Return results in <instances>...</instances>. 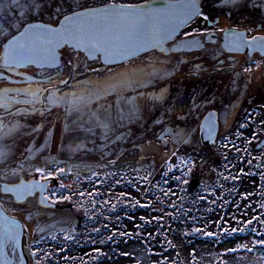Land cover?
Here are the masks:
<instances>
[{"label":"rangeland","instance_id":"374dc122","mask_svg":"<svg viewBox=\"0 0 264 264\" xmlns=\"http://www.w3.org/2000/svg\"><path fill=\"white\" fill-rule=\"evenodd\" d=\"M83 1H85L83 4L86 3V6H90L109 2L130 3L144 0ZM198 2H202V5L200 4L201 12L209 17L208 21L203 19V15L197 16L174 39L167 42L168 45L171 46L185 38V32L208 34L209 32L220 33L222 32L220 30L225 28H235L245 29L248 35H264V0H237L236 4L225 3V0H198ZM241 2L244 4L239 5ZM45 3L47 4L46 10L38 13L33 12L31 15L35 19L31 21L45 20L44 22H47L49 19L54 21L56 18L55 22L48 23H57L61 15L55 14L56 3L65 6V0H56V3H53L52 0H45ZM68 4L72 5L73 0H68ZM66 9L64 13H69L67 6ZM2 27L0 26V28ZM205 36L200 38L204 39ZM7 39L6 36L0 35V56L4 40ZM61 53V67L45 69L50 82L35 83L42 79L39 75L41 70L27 66L18 71L24 76L30 77L31 81L14 83L13 81L22 80V77L9 72L12 78L8 79L9 81H0V90L5 88L23 89L31 85L33 89L39 87L51 91L54 86L58 85L60 95L76 91L77 89L59 83L69 79L68 60L75 55L70 47H64ZM256 53L249 55L231 52L229 54L222 49L219 42L214 41L205 42L201 49L185 52L163 54L151 51L111 66L103 65L99 60H88L83 53H79L78 74L74 75L77 81L89 78L109 80L113 74H131L138 71L140 67L150 70L147 68L149 57L164 61L173 74L164 81H157L142 90L154 92L159 91L162 87L168 88L171 101L169 112L178 106V102L183 106L181 112L185 114L193 100L200 106L198 110L193 111L186 123L178 115L172 119L169 125L172 128H187L189 131L187 143L177 144L168 136H164L163 140H158L156 137L161 132V127L152 123L151 120L134 122L124 139L112 143L111 141H102L99 130L95 137L73 130L65 132L62 136L61 133L65 126L74 129L73 121L77 120V115L67 113L63 104L51 107V110L46 112L43 117L38 113L20 116L11 114L17 109L28 108L30 111L31 106L29 105H13L8 112L0 109V117L3 118L4 123L12 124L19 120L21 124L25 125L14 141L12 139L6 141L8 145H11L12 155L15 158L10 157L7 163L0 166V175H3L5 170L18 168L21 161H24L22 171L31 172L34 167L45 166V157L50 158L48 166L53 171L57 166L67 170L59 178L47 183V186H55L59 183L57 190L66 191L68 194L66 196L71 197L70 200L60 202L64 205L55 203L56 206H44L31 198H26L22 204H19L21 201L16 203L11 201L12 199L10 200L7 195L0 194L6 208L22 220L27 232L28 244H30L29 249L40 250L30 264H36L37 261H40L41 264L74 263V260L79 259L78 249L71 244L77 245L82 240L81 236L84 233L91 237L92 248L89 250L91 257L94 251L103 248L110 254H113L115 249L124 255L127 253L120 260L130 264H162V262H169L175 257H179L184 264H192L191 244L188 241L190 238L187 239L183 235L182 227L185 220L182 219L184 221L182 223L174 220L172 216L174 209L171 205L176 204L175 201L178 197H181L187 205L197 202L203 208L194 227L207 225V231L218 234L217 237L209 238L198 233L206 240L207 247L205 248L210 258L218 257V264H222L224 259L228 260V264H262L261 257L254 250L248 252L241 249L238 253H229L227 256H223L222 254L229 248L228 238L230 237L221 234V227H217V222L222 227H242V224L237 225V220L244 221L261 215L258 198L262 196L264 187V179L261 178L264 174V146H258V144L264 136V55ZM195 65H200V70H193ZM246 67H250L251 71L244 72L243 69ZM93 69L98 71L94 72ZM71 82L75 83V81ZM205 83L214 86L215 93L204 96L209 100L198 102L197 92L192 93V90L196 91ZM132 94L128 93V95ZM10 95H14V93H10ZM46 96L47 91L44 93L45 103L37 104V108L48 107ZM20 98L25 97L21 96ZM116 99L117 97L112 95L108 98V102H114ZM256 99L257 102L253 103ZM210 108L215 109L219 114L218 133L214 143L209 146L203 145L200 141L199 124ZM240 109L241 111H238ZM249 113L252 114L250 118ZM160 119H165L162 111ZM244 122L248 123V127L240 129L239 125ZM37 126L40 127V131L33 132ZM238 130L242 134L240 139H237L235 135ZM254 134L256 139L249 144L247 141L252 139ZM225 137L232 140L240 151L233 148L232 144H229L228 148H224L222 145L227 142ZM25 141L26 144H24ZM81 142L86 145L84 150L75 152L71 150ZM104 143H107V147L102 148ZM29 149H31L32 156L30 161L27 159ZM172 152H175L176 155H171ZM202 160L203 164L197 165L198 161ZM248 160H252L250 165L247 163ZM109 161H115V164H110ZM182 161L187 162V167ZM173 164L176 167L169 172L167 177H164L163 172ZM197 166L204 167L203 171L205 170L208 179L212 173L213 175L210 178V184L208 182L199 183L197 180L198 184L191 189L193 191L197 188V191L194 196H189L182 192L183 182L177 181L173 177L187 175L193 179L192 175H194ZM188 168L191 169L190 172ZM241 168H243L244 174H240ZM93 171L99 173V178L91 175ZM112 172L117 174L116 178L121 176L124 178L120 184H115L111 178L105 180L106 175ZM149 172L152 173L149 176L150 184L140 181L137 185L135 181ZM221 173L223 175H220ZM234 175H238L239 179H232ZM223 176H227L228 179H223ZM90 177L93 183H89ZM216 178L218 179L215 182ZM101 180L105 182L102 184ZM128 180H133L134 183H126ZM61 183L69 187L62 190ZM210 185L214 186L209 187ZM94 187L105 193L96 197L95 205L91 203L90 197L81 198L73 195L74 191H89ZM161 189L168 195L165 196ZM54 191L56 190L54 189ZM121 192L126 195L121 197L119 195ZM201 196L206 199L201 200L199 198ZM244 196H247L246 200L242 198ZM47 201L50 202V200ZM105 201H109V203L106 204ZM137 201L140 204H150L151 207L142 208L139 204L132 207V204ZM212 201L215 203H211ZM65 204L68 205L66 208ZM112 204L116 205L115 212L110 210ZM237 204L240 205L239 208L236 207ZM221 205L223 206L221 207ZM209 208L212 209L211 212L208 211ZM161 216L162 220L152 219ZM90 217L94 220L91 221ZM141 217H144V220H141ZM145 221L151 222L145 223ZM105 224L108 225L107 228L103 227ZM69 225L75 229L72 235L76 239L65 241L64 237L59 238L58 235L62 228L68 229ZM256 225L254 220L253 225L249 226L245 233H236L232 236L243 237ZM41 228L44 229L43 232L40 231ZM93 228H99L100 232L92 231ZM62 232L64 236L67 234L65 231ZM122 232L127 235H121ZM37 233L39 237H37ZM45 233H47L46 237L42 240L40 237ZM52 233L58 238L52 240ZM113 233H115L113 239L109 240L108 237ZM34 238L38 239L34 241ZM100 240L105 242L101 243ZM168 240L172 241L175 247H171L167 243ZM100 244L102 245L99 246ZM240 244L245 245L244 242ZM45 253H51V256L46 259ZM204 254L206 256V252ZM209 263L214 264L212 261Z\"/></svg>","mask_w":264,"mask_h":264},{"label":"snow or ice","instance_id":"6c2138e0","mask_svg":"<svg viewBox=\"0 0 264 264\" xmlns=\"http://www.w3.org/2000/svg\"><path fill=\"white\" fill-rule=\"evenodd\" d=\"M52 2L56 3V0H52ZM225 3L236 4L237 0H225ZM65 6L68 7L70 14H64V6L56 3L57 11L55 14L63 16V19L60 21V27L56 28L48 24L30 22L35 19L31 15L33 12L38 13L46 10L47 4L45 0H0V26H3L0 28V35L8 37L7 42L4 44V54L0 56V67L13 73L15 76L22 77V80L13 81L14 83H21L22 81H31V78L24 76L18 69L35 65L41 70L39 75L42 77V79L35 81V83H48L50 82V78L47 76L45 69L61 67L57 50L68 45L72 48L75 55L68 60L69 79L60 81L59 83L77 89L76 91L65 92L63 95H60L58 85L54 86L51 91L39 87L33 89L31 85L23 89L5 88L0 90V109L8 112L13 105H29L31 106L30 111L28 108L17 109L16 112L11 114L20 116L22 114L38 113L43 117L46 112L51 110V107L63 104L67 113H75L77 115V120L73 121L74 129H69L67 125L65 126L64 131L61 133L62 136L65 132L73 130L95 137L97 130H99L102 141L115 143L128 135V131L134 122L151 120L152 123L161 127V132L156 137L158 140H163L164 136H168L177 144L187 143L189 135L187 128H172L169 125L172 119L178 115L186 123V120L192 116L193 111L198 110L200 106L193 100L187 107L185 114L181 112L183 106L178 102V106L169 112L171 101L169 99L168 88L162 87L159 91L154 92L142 90L157 81H164L173 74L164 61L149 57L147 68L150 70L140 67L138 71L131 74H113L112 78L103 81L94 78L77 81L73 75V66L79 68V53L81 52L85 53L90 59L103 56V60L107 64L110 61H114L115 58L127 61L132 56L142 52L148 53L154 49H158L159 52L165 54L170 51H177L178 48L175 45L171 49H166L164 45L168 40L175 37L178 29L186 26L195 17L203 15L198 0H177L175 3L167 4L164 9L149 8L147 10L142 9L140 6L117 4L115 2L105 3L101 7H91L80 4L78 0H73L72 5H69L68 0H65ZM203 19L208 21L209 17L203 15ZM220 31L232 33V35L226 37V48L239 51L247 47L264 53V37H253L249 41L245 38L243 32L231 29H221ZM204 35L201 32H185V48H203L204 45L201 39H197L196 37H203ZM193 70H200V65H195ZM93 71L98 70L93 69ZM243 71L250 72L251 68L246 67ZM0 79H7V77L0 76ZM71 81H75V83ZM46 91L48 107L37 108V104L43 105L45 103L44 93ZM129 92L133 94L128 95ZM10 93H14V95H10ZM112 95L117 97L116 101L108 102V98ZM21 96L25 98L21 99ZM94 105L95 107H93ZM161 111L165 119H160ZM248 115L250 118L252 114L249 113ZM215 116V113H209L205 117V123L199 125V130L202 132L205 131V128L208 129L207 135L209 138H211L212 131L215 130ZM24 127L25 125L21 124L19 120H16L12 124H6L3 118L0 117V166L7 163L13 154L11 145H8L6 141L9 139L14 141ZM246 127H248L247 122L239 125L240 129ZM39 131V126L33 129V132ZM235 135L237 139H240L242 134L238 130ZM254 139H256L255 134L247 142L251 144ZM225 140L227 142L222 145L224 148H228L229 144H232L233 148L240 151L228 137H225ZM149 143L151 144V141ZM85 147V143L81 142L77 143L71 150L74 152L80 151L84 150ZM101 147H107V143L102 144ZM171 155L175 156L176 153L172 152ZM27 159L29 161L32 159L31 149H29ZM49 159V157H45V166H37L34 169L39 174V180L33 179L26 182L21 179L18 183H8L10 178L16 177L19 171L24 169V161L20 162L18 168L5 170L4 174L0 175V182H3L0 192L5 194L11 193L15 196L17 202L23 201L39 192L41 204L49 199H51L53 204L58 203V200L52 199V197L56 196L55 192H52L50 196L44 195V193L47 190V182L59 178L67 170L57 166L55 171H53L48 166ZM226 159L227 157L225 156ZM109 163L115 164V161H109ZM182 163L187 167L186 161H182ZM247 163L250 165L252 160H248ZM174 167H176L175 164L171 165L168 170L163 172V176L167 177ZM225 168H227V165H225ZM188 171L190 172L191 169L188 168ZM240 174H244L243 168L240 169ZM91 175L99 178L98 172L93 171ZM116 175L115 172L108 173L105 180L111 178L118 185L124 178L122 176L116 178ZM151 175L152 173L149 172L147 175L139 177L135 181L136 184L138 185L140 181L150 184L149 176ZM220 175L223 174L221 173ZM173 178L177 181L180 180L179 176H174ZM261 178L264 179V174H262ZM223 179L227 180L228 177L223 176ZM232 179H239V176L234 175ZM104 182V180L100 181L102 184ZM183 182L187 183L186 180ZM89 183H93L91 177L89 178ZM126 183L133 184L134 181L128 180ZM68 187L63 183L60 184L61 189ZM161 191L164 192L163 189ZM104 194L95 187L89 191L73 192V195L81 198L90 197L93 205L96 204V197ZM119 195L123 197L126 194L121 192ZM164 195L167 196L168 193L164 192ZM199 198L201 200L206 199L204 196ZM242 198L246 200L247 196ZM70 199V196L60 197V200L63 201ZM157 199L159 198L157 197ZM105 203L107 204L109 201H105ZM211 203H215V201ZM137 204L142 208L151 207L150 204H140L139 201L132 204V207H136ZM171 206L176 207V205ZM236 207L239 208L240 205L237 204ZM261 207L264 208V204ZM0 209H3L2 201H0ZM110 210L115 212L116 205L112 204ZM208 211L211 212L212 209L209 208ZM169 215L171 214L169 213ZM243 215H246V213H243ZM152 219L159 221L163 217H153ZM193 219L195 221L196 218ZM141 220H144V217H141ZM254 220L256 223L264 225V219L252 217L244 221L237 220V225L242 224V227H222L219 222H217V227H221V234L232 236L236 233H245L248 227L253 225ZM150 222L145 221V223ZM103 227L107 228L108 225L105 224ZM206 227L207 225L205 227H193L191 231H185L183 235L188 237L199 233L209 238L217 237V233L207 231ZM40 231L43 232L44 229L41 228ZM61 231L67 232L64 236L65 241L76 239L72 235L75 229L70 225L68 229L62 228ZM92 231L99 233L100 229L93 228ZM251 232L257 236L264 237V232H259L255 227L251 228ZM20 234L21 227L17 224L15 218L4 216L0 212V264H16L17 261L18 264H23V254L17 252ZM120 234L127 235V233L123 232ZM114 235L115 233L110 235L108 239H113ZM51 239L55 240L56 236L53 235ZM100 242L104 243L105 241L101 240ZM167 243L171 247H175L172 241L168 240ZM257 246L264 249V238L255 240L252 247H248L245 244L228 248L222 255L227 256L229 253H237L241 248L252 252ZM6 249L11 250L12 259L8 258ZM61 250L63 251L64 249ZM38 251L40 250L32 251L31 254L35 257ZM96 251L99 253L100 250L97 249ZM50 256L51 253H45L46 259ZM65 259H68V257H65ZM261 259H264V255L261 256ZM36 264H41V262L37 261ZM162 264H166V262H162ZM222 264H228V260L224 259Z\"/></svg>","mask_w":264,"mask_h":264},{"label":"trees","instance_id":"16d2710c","mask_svg":"<svg viewBox=\"0 0 264 264\" xmlns=\"http://www.w3.org/2000/svg\"><path fill=\"white\" fill-rule=\"evenodd\" d=\"M200 1H202V0H200ZM84 2L85 1L82 0L79 3L83 4ZM200 4L202 5V2H200ZM241 4H244V2H241L239 5H241ZM85 5H86V3H85ZM66 10H67L66 6H64V12ZM64 14H66V13H64ZM59 17H61V16H59ZM55 20H56V18L54 19V21H52V19H49V21H47V22H55ZM74 69L76 71L73 70V75H75L76 73L78 74V69L75 67H74ZM213 87L214 86H212L210 83H205V84H202V86L198 87V89L196 91L192 90V93L197 92L196 97H197L198 102H201V101L205 102V101H207L208 98L204 97V96H206L207 94H210V93H215L216 89ZM208 97H210V96H208ZM255 102H257V99L255 101H253V103H255ZM250 104H251V101H250ZM247 108H248V106L246 107V109ZM238 111H241V109ZM242 116H243V114H242ZM26 143L27 142L25 141L24 144H26ZM11 158L14 159L15 156L11 155ZM203 162H204L203 160L198 161L197 165L201 166L203 164ZM200 166H197L195 168V173H194V175H192V177L197 179L199 181V183L208 182L210 184V182H211L210 178L212 177L213 173H212V175L209 176V179H208L207 176L205 175V170L203 171L204 167H200ZM179 177H180V180L182 182L185 180L187 181V183L183 182V191L182 192H184L185 194H188L189 196H192V195L194 196L196 191H197V188H195L193 191H191L187 187L189 180L192 178H190L187 175H180ZM217 179L218 178H216L215 182L217 181ZM211 186H214V185H210L209 187H211ZM182 200L183 199H181V197H178L176 199V201H175L176 207H172V209H174L172 216H173L174 220L181 221L182 223H184V221L182 219L185 220L184 226L182 227L184 229V231H183V233H184L185 231H191L192 230V228L195 226L197 218H199V216L202 214L201 212L203 211V208L200 206V203L191 202L189 205H187V203H184V200L183 201ZM258 204H259L258 206H259L260 211H261V215L259 217H260V219H264V208L261 207V205L264 204V187L262 188V196L258 198ZM186 213H187V215H185ZM193 218H196L195 221ZM188 223L190 225H187ZM255 228L259 232H264V225H262V224L257 223ZM229 237H230V238H228L229 239L228 240L229 248L242 246L240 244L242 242L247 244L249 247H252L253 242L255 240L264 238V237L257 236L255 233H252L251 231L249 233H247L246 235H243V237H240V238H235L234 236H229ZM185 238H187V239L190 238L188 241H189V244H191L192 264H210L209 262H211V261L214 264H218V262H219L218 257L210 258L209 257L210 255L207 254V249L205 248V247H207V243H206V240H204L205 238L203 236L196 234L195 236H188ZM241 249H243V248H241ZM254 251L256 252L257 255L259 254L260 257L262 255H264V249H261L259 246H257L254 249ZM204 252H206V256H208V257L205 256ZM87 253H88V255L80 256L79 259L77 261L74 260L73 261L74 263H72V264H130L128 262H123L120 260L125 255L122 252L118 251L117 249L113 250V254H110V252H107L106 249L101 248L99 253L97 251H94V254L92 255V257L89 255L90 252H87ZM261 261H262V264H264V259H261ZM166 264H184V262L179 257H177V258L175 257V258H172L169 262H166Z\"/></svg>","mask_w":264,"mask_h":264},{"label":"water","instance_id":"95a60500","mask_svg":"<svg viewBox=\"0 0 264 264\" xmlns=\"http://www.w3.org/2000/svg\"><path fill=\"white\" fill-rule=\"evenodd\" d=\"M175 2H177V0H144V1H140V2H135V3H125V2H115V3H117V4H125V5H135V6H140L142 9H144V10H147V9H149V8H151V9H164L165 8V6L167 5V4H169V3H175ZM109 3H112V2H109ZM199 3V2H198ZM104 4H99V5H90L91 7H101V6H103ZM199 5H200V3H199ZM89 6V5H88ZM200 10H202L201 9V5H200ZM67 14V13H66ZM68 14H70V13H68ZM196 18V17H195ZM63 19V16H61L60 18H59V20H57V23H48V22H44V21H31V22H35V23H43V24H48V25H50V26H52V27H56V28H58V27H60V21ZM194 20V19H193ZM193 20H191V21H193ZM191 21H189V23L191 22ZM188 23V24H189ZM184 27L185 26H182L180 29H178L177 30V32H176V35L175 36H177L180 32H181V30L182 29H184ZM228 29H231V30H235V31H237V32H243L244 34H245V38H246V30L245 29H235V28H227V29H225V30H228ZM15 34V33H14ZM230 35H232V33L231 32H228V31H225V32H223V39H222V47H223V49L225 50V51H227V52H236V53H247V54H253V53H255V52H257L258 54H260V55H264V53H261L260 51H258V50H252V49H249V48H247V47H245V48H243V49H241V50H239V51H237V50H231V49H228V48H226L225 47V43H226V37L227 36H230ZM216 36H217V34L215 33V32H209L206 36H205V38L204 39H201L200 37H196L197 39H201V42L203 43V45H204V43L205 42H214V41H216L215 39H216ZM254 37H264V35H257V36H254ZM253 37H250V38H246L247 40H251ZM172 39H174V38H172ZM172 39H170V40H172ZM187 39H191V38H187ZM170 40H168L167 42H169ZM186 40V38H183V39H181V40H179V41H177L176 43H174L173 45H168L167 44V42L165 43V45H164V47L166 48V49H171L174 45L178 48V50L177 51H170V52H180V51H182V50H184V51H190V50H196V49H186L185 48V46H184V41ZM7 42V40L5 41V43ZM4 43V44H5ZM64 47H67V48H69L70 46H68V45H65V46H63V47H61L60 49H58L57 50V55H58V57H59V64L61 65V62H62V53H61V50L64 48ZM71 48V47H70ZM152 51H157V52H159V50L158 49H154V50H152ZM170 52H168V53H170ZM81 53H83V52H81ZM161 53V52H160ZM167 53V54H168ZM4 54V46H3V51H2V55ZM84 55H85V57L88 59V60H99L103 65H109V66H111V65H116V64H120V63H123V62H126V61H124V60H121V59H119V58H115V60L114 61H110L109 63H107V64H105V62H104V60H103V56H100V57H98V58H96V59H90V58H88L87 57V55L85 54V53H83ZM144 53L142 52V53H140V54H138V55H135V56H132V57H130L128 60H131V59H133V58H135V57H137V56H140V55H143ZM163 54H165V53H163ZM127 60V61H128ZM29 66H32V67H35V68H38V67H36L35 65H29ZM21 68H25V67H21ZM52 68H56V67H52ZM47 69H51V68H47ZM1 75H3V74H0V76ZM209 113H215L216 114V116H215V130L214 131H212V133H211V138H209L208 137V135H207V132H208V129L207 128H205V131H199V136H200V141H201V143L203 144V145H211V144H213L214 143V141H215V139H216V136H217V133H218V114L219 113H217V111L215 110V109H212V108H210V109H208L207 110V112L204 114V116H203V118H202V120H201V123L200 124H204L205 123V117L206 116H208V114ZM199 124V125H200ZM264 146V136H263V138L261 139V141L259 142V144H258V146ZM21 179H23L24 181H30V180H33V179H28V180H26V179H24V177L23 178H20V180ZM19 180V181H20ZM19 181H17V182H14V183H18ZM49 182V181H48ZM47 182V183H48ZM14 183H10V184H14ZM198 184V181H197V179H191L189 182H188V185H187V187H188V189H193V187H195L196 185ZM39 202H40V193H39ZM14 197V199L16 200V198H15V196H13ZM17 201V200H16ZM41 204V203H40ZM42 205H44V206H56V204H53V203H50V202H48L47 200L42 204ZM0 212H2L3 213V215L4 216H7V217H14L13 215H11L8 211H7V209L6 208H4L3 207V209H0ZM15 218V220H16V222H17V224L21 227V234H20V238H19V247H18V249H17V252L18 253H22L23 254V264H30V252H29V248L28 247H26V245H24L23 244V234H24V224H23V222H22V220L20 219V218H17L16 216L14 217Z\"/></svg>","mask_w":264,"mask_h":264},{"label":"flooded vegetation","instance_id":"af4514ba","mask_svg":"<svg viewBox=\"0 0 264 264\" xmlns=\"http://www.w3.org/2000/svg\"><path fill=\"white\" fill-rule=\"evenodd\" d=\"M125 3H129V2H125ZM130 3H135V2H130ZM225 29H227V28H225ZM216 34H217V36H216V41L215 42H219V45L222 47V39H223V32H220V33H217V32H215ZM205 35H207V34H205ZM256 36V35H255ZM204 37V36H203ZM250 37H254L253 35H248L247 34V32H246V38H250ZM8 38V37H7ZM5 41L6 40H4V43H5ZM3 46H4V44H3ZM222 49H223V47H222ZM224 50V49H223ZM2 51H3V48H2ZM182 51H184V50H182ZM225 51V50H224ZM185 52V51H184ZM226 53H231V52H227V51H225ZM256 54H258V53H256ZM1 56H2V53H1ZM2 68V67H1ZM20 69V68H19ZM18 69V70H19ZM0 74H3V75H1V76H6L7 77V79H0V81H9L8 79H11L12 78V76L10 75V73L7 71V70H5V69H3L2 68V71L0 72ZM21 105H23V104H21ZM41 167H44V166H41ZM34 169H35V167L33 168V171H31V172H28V173H26V172H24V171H19V173H18V176H16V177H13V178H10L9 179V181H8V183H14V182H17V181H19L20 180V178H23L24 177V179H26V180H28V179H36V180H39V174L38 173H36L35 171H34ZM25 173V174H24ZM4 174V173H3ZM52 181V180H51ZM51 181H49V182H51ZM59 184V183H58ZM58 184H55V186H47V191L45 192V195H49L50 196V194L52 193V192H55L56 193V196L55 197H52V199H56V200H58L59 202H58V205H64L63 203H60V202H62V200H60V197L61 196H66V195H68L67 193H66V191H64L63 189V191H59V190H57L58 189V187H59V185ZM2 186H3V182H0V188H2ZM54 189L56 190V191H54ZM0 194L2 195V194H5V193H2V192H0ZM5 195H7L8 196V198H10V200L11 201H13V202H16V203H18L15 199H14V197H13V195L11 194V193H7V194H5ZM39 192H37L34 196H31V197H28V198H31V199H33V200H35L37 203H39ZM50 200V202H51V199H49ZM0 201H2V197H0ZM3 202V201H2ZM22 202L23 201H21L19 204H22ZM67 204H69V203H67ZM67 204H65L66 206H65V208L68 206ZM3 207L4 208H6V205L3 203ZM7 209V211L11 214V215H13L14 217L16 216L13 212H11V211H9V209L8 208H6ZM61 211H64V210H61ZM30 215V214H29ZM30 217V216H29ZM79 218V217H78ZM80 219V218H79ZM90 219V218H89ZM92 220H94V219H91V221ZM90 221V220H89ZM40 225V224H39ZM38 225V226H39ZM65 229V228H64ZM46 234L47 233H45V235L43 236V234L41 235V239L42 240H44V238L46 237ZM54 233H52V235H53ZM59 236V238L60 237H64V235H63V232L62 231H60V234L58 235ZM58 236L56 235V238H58ZM37 237H39V234L37 233ZM98 237H99V235H98ZM89 238V239H88ZM38 239V238H37ZM36 238H34V241H36L37 240ZM49 239V238H48ZM81 241L76 245V244H71V245H75V248H77L78 250V252H77V256H82V255H88V253L87 252H89V250L92 248V243L90 242L91 241V237H90V235L89 234H87V233H84L82 236H81ZM41 241V240H40ZM101 241V240H100ZM34 243V242H33ZM37 243V242H36ZM23 244L24 245H26V247H28L29 248V246H30V244H28V236H27V232H26V230H25V226H24V234H23ZM94 245V244H93ZM102 244H100L99 246H101ZM36 246H37V244H36ZM104 246V245H103ZM38 247V246H37ZM101 249V248H100ZM103 249V248H102ZM6 251L8 252V258L9 259H12L13 257H12V253H11V250L10 249H6ZM32 251H34V250H30L29 249V252H30V262H31V260H33L35 257L31 254V252ZM72 255H74V253H72ZM16 264H18V261L16 262Z\"/></svg>","mask_w":264,"mask_h":264},{"label":"built area","instance_id":"2783aa9c","mask_svg":"<svg viewBox=\"0 0 264 264\" xmlns=\"http://www.w3.org/2000/svg\"><path fill=\"white\" fill-rule=\"evenodd\" d=\"M170 166H171V165H169V167H170ZM169 167H168V168H169Z\"/></svg>","mask_w":264,"mask_h":264}]
</instances>
